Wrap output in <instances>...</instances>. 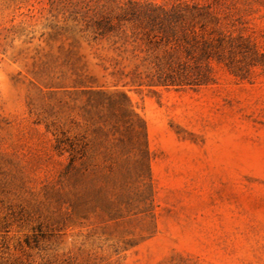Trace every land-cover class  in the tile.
I'll list each match as a JSON object with an SVG mask.
<instances>
[{"label": "rangeland", "instance_id": "1", "mask_svg": "<svg viewBox=\"0 0 264 264\" xmlns=\"http://www.w3.org/2000/svg\"><path fill=\"white\" fill-rule=\"evenodd\" d=\"M128 1L0 0L2 262L264 264V65L139 85L134 28L95 31ZM217 1L264 53V0Z\"/></svg>", "mask_w": 264, "mask_h": 264}, {"label": "trees", "instance_id": "2", "mask_svg": "<svg viewBox=\"0 0 264 264\" xmlns=\"http://www.w3.org/2000/svg\"><path fill=\"white\" fill-rule=\"evenodd\" d=\"M218 5L217 0L207 5L174 3L169 7L154 1L129 0L118 7V14L99 20L95 31L98 36H106L124 31L127 25L134 28L133 41L145 47L148 54L144 60L149 70L136 76L139 85L174 88L208 85L215 81L214 64L246 79L253 67L264 65V53L258 52L250 39L244 37L242 29L234 28L232 15ZM37 231L24 239L30 250L42 249L49 239L48 234ZM0 246L5 247L3 240ZM1 259L0 264H24Z\"/></svg>", "mask_w": 264, "mask_h": 264}]
</instances>
